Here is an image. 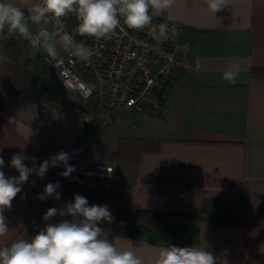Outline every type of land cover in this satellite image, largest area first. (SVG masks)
I'll return each mask as SVG.
<instances>
[{"label":"crops","instance_id":"0c3cea01","mask_svg":"<svg viewBox=\"0 0 264 264\" xmlns=\"http://www.w3.org/2000/svg\"><path fill=\"white\" fill-rule=\"evenodd\" d=\"M11 2L25 11L29 6V0ZM166 15L190 32L195 69L169 86L158 115L84 120L44 91L48 84L38 54L30 52L24 60L34 57L39 68L21 69L0 50V155L6 176H18L9 166L17 153L43 162L74 151L69 164L76 168L69 177L60 175L63 165L49 168L43 178L29 176L4 212L9 232L0 237V248L30 240L46 223L70 219L44 221L43 215L80 194L90 205L109 206L114 220L99 226L110 229L108 238L118 247L133 249L142 264H155L159 251L173 245L205 248L218 264H264V0H227L215 14L205 0H176ZM233 64L240 69L235 85L222 78ZM98 164L112 165L119 178L77 171ZM49 182L61 185L60 200L37 199ZM204 199L221 200L230 222L200 217ZM164 222L196 225L198 242L152 244L121 231Z\"/></svg>","mask_w":264,"mask_h":264},{"label":"clouds","instance_id":"9594fccd","mask_svg":"<svg viewBox=\"0 0 264 264\" xmlns=\"http://www.w3.org/2000/svg\"><path fill=\"white\" fill-rule=\"evenodd\" d=\"M176 0H29L27 11L11 0H0V34L18 35L27 41L32 53L45 54L58 70L64 65L66 53L81 62L99 55L98 48L77 41L65 27L64 18L74 15L78 21L75 32L96 41L107 39L121 22L128 29L142 31L150 28L151 36L159 45L167 40L175 28L167 23L152 26L154 16L166 14ZM207 9L217 13L226 7L227 0H205ZM35 26V30H33ZM51 26V27H49ZM158 50V49H157ZM239 65H229L222 78L231 85L239 81ZM59 73V72H58ZM75 154L59 152L43 162L22 153L11 157L9 166L18 176H6L5 160L0 155V237L9 232L4 215L11 209L12 201L22 192V185L35 174L43 178L51 167L63 165L62 177H69L75 166L69 160ZM31 160L33 166L25 163ZM61 185L49 182L37 199L52 197L60 200L57 191ZM56 217H70L57 223H46L30 240L18 239L0 248V264H142L131 248L122 249L110 241V229L99 226L100 222L112 223L108 205L89 204L86 197L75 194L73 201L60 207H50L43 215L44 221ZM155 264H218V258L205 248L197 246H167L159 251Z\"/></svg>","mask_w":264,"mask_h":264},{"label":"built area","instance_id":"2783aa9c","mask_svg":"<svg viewBox=\"0 0 264 264\" xmlns=\"http://www.w3.org/2000/svg\"><path fill=\"white\" fill-rule=\"evenodd\" d=\"M63 22L77 41L98 48L100 54L93 55L88 62H81L61 53L64 65L58 70L45 54H38L45 72L42 80L57 82L66 99L83 110L80 115L84 120L96 115L104 121L116 115H158L169 86L182 73L195 69L190 32L166 14L154 16L152 26L167 23L169 28L176 29V34L170 32L168 39L159 45L151 36L150 28L135 31L121 22L107 39L96 41L75 32L78 21L74 15L65 17ZM77 171L106 179L119 178L110 164ZM109 183L106 181L107 185Z\"/></svg>","mask_w":264,"mask_h":264},{"label":"trees","instance_id":"16d2710c","mask_svg":"<svg viewBox=\"0 0 264 264\" xmlns=\"http://www.w3.org/2000/svg\"><path fill=\"white\" fill-rule=\"evenodd\" d=\"M43 89L47 93L53 95L63 105L75 110L79 114L83 112L79 106L65 99L61 92H57L48 86H44ZM198 215L212 222H230L227 207L219 199H204ZM121 231L128 235L143 238L152 244L165 242L196 244L198 242V228L194 224L179 226L173 225L169 222H164L157 228L136 225L124 227Z\"/></svg>","mask_w":264,"mask_h":264},{"label":"rangeland","instance_id":"374dc122","mask_svg":"<svg viewBox=\"0 0 264 264\" xmlns=\"http://www.w3.org/2000/svg\"><path fill=\"white\" fill-rule=\"evenodd\" d=\"M0 50L8 54H11L14 57L16 64L21 69H26V66L29 67L31 70L33 68H36V69L39 68L38 65H35L34 57L31 59H28L27 62L24 60L25 57L28 58L30 52L32 51L29 47L28 42L20 38L18 35H9L7 31H5V33L3 34H0ZM44 73L45 72H44V67H43V74ZM46 83L48 84V86H52L55 90L59 92L60 91L63 92L60 85L57 82L48 81Z\"/></svg>","mask_w":264,"mask_h":264},{"label":"water","instance_id":"95a60500","mask_svg":"<svg viewBox=\"0 0 264 264\" xmlns=\"http://www.w3.org/2000/svg\"><path fill=\"white\" fill-rule=\"evenodd\" d=\"M17 46H18V45H17ZM17 46H16V47H17Z\"/></svg>","mask_w":264,"mask_h":264}]
</instances>
